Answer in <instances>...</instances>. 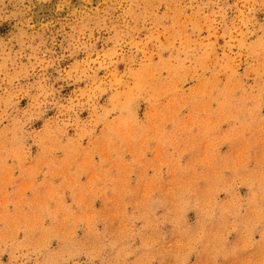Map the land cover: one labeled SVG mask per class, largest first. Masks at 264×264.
Returning <instances> with one entry per match:
<instances>
[{
    "label": "rangeland",
    "instance_id": "374dc122",
    "mask_svg": "<svg viewBox=\"0 0 264 264\" xmlns=\"http://www.w3.org/2000/svg\"><path fill=\"white\" fill-rule=\"evenodd\" d=\"M0 264H264V0H0Z\"/></svg>",
    "mask_w": 264,
    "mask_h": 264
}]
</instances>
